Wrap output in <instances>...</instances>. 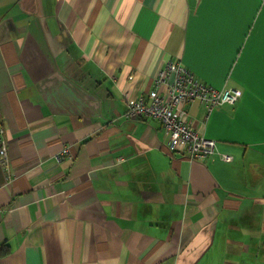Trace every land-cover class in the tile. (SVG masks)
<instances>
[{"label": "crops", "instance_id": "1", "mask_svg": "<svg viewBox=\"0 0 264 264\" xmlns=\"http://www.w3.org/2000/svg\"><path fill=\"white\" fill-rule=\"evenodd\" d=\"M174 59L203 160L124 116ZM1 141L0 264H264V0H0Z\"/></svg>", "mask_w": 264, "mask_h": 264}, {"label": "built area", "instance_id": "2", "mask_svg": "<svg viewBox=\"0 0 264 264\" xmlns=\"http://www.w3.org/2000/svg\"><path fill=\"white\" fill-rule=\"evenodd\" d=\"M241 95L236 88H214L201 81L177 60L167 62L153 83V88L140 94L135 100L128 101L124 113L126 118H154L168 133L167 147L178 151L189 160H203L216 152V141L198 133L189 120L187 103L198 100L207 112L223 104H235ZM68 155L63 147L56 156L61 159ZM224 161L232 157L219 154ZM0 164L7 169V148L0 143Z\"/></svg>", "mask_w": 264, "mask_h": 264}]
</instances>
